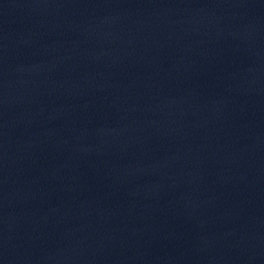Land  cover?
<instances>
[{
	"label": "water",
	"instance_id": "water-1",
	"mask_svg": "<svg viewBox=\"0 0 264 264\" xmlns=\"http://www.w3.org/2000/svg\"><path fill=\"white\" fill-rule=\"evenodd\" d=\"M0 264H264V0H0Z\"/></svg>",
	"mask_w": 264,
	"mask_h": 264
}]
</instances>
